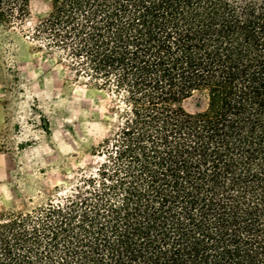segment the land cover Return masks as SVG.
Segmentation results:
<instances>
[{"label":"trees","instance_id":"1","mask_svg":"<svg viewBox=\"0 0 264 264\" xmlns=\"http://www.w3.org/2000/svg\"><path fill=\"white\" fill-rule=\"evenodd\" d=\"M47 1L28 37L115 124L63 195L0 212V264H264V0Z\"/></svg>","mask_w":264,"mask_h":264},{"label":"rangeland","instance_id":"2","mask_svg":"<svg viewBox=\"0 0 264 264\" xmlns=\"http://www.w3.org/2000/svg\"><path fill=\"white\" fill-rule=\"evenodd\" d=\"M50 9L47 0H30L23 28L0 29V212H30L63 195L94 171L115 124L112 99L28 37Z\"/></svg>","mask_w":264,"mask_h":264}]
</instances>
